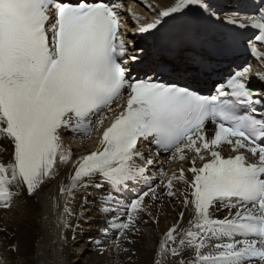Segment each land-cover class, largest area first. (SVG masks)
<instances>
[{
	"label": "snow or ice",
	"instance_id": "snow-or-ice-1",
	"mask_svg": "<svg viewBox=\"0 0 264 264\" xmlns=\"http://www.w3.org/2000/svg\"><path fill=\"white\" fill-rule=\"evenodd\" d=\"M193 5L208 18L215 15L207 0H175L138 31L167 45L166 29ZM121 6L119 0H0V154L8 156L0 158V208L10 209L25 192L34 196L72 160L59 186L64 214L75 212L67 201L82 198L75 219L84 222L94 206L103 217L100 239H89L98 254L110 239L115 247L121 239L132 243L142 216L155 219L153 207L167 197L178 200L189 218L185 223V211L179 213L153 264H264V94L248 86L251 65L230 73L211 95L159 74L132 77L128 60L143 58L125 59ZM224 23L258 30L255 40L264 44V7ZM233 42L225 35L224 50ZM251 51L264 61L254 44ZM108 119L97 147L73 160L64 134L90 137ZM209 121L212 135L205 129ZM141 138L156 146L157 155L190 159L191 166L170 175L161 171L157 183L150 173L154 159L138 149ZM224 145L232 155H222ZM221 208L225 214L216 215Z\"/></svg>",
	"mask_w": 264,
	"mask_h": 264
},
{
	"label": "bare ground",
	"instance_id": "bare-ground-1",
	"mask_svg": "<svg viewBox=\"0 0 264 264\" xmlns=\"http://www.w3.org/2000/svg\"><path fill=\"white\" fill-rule=\"evenodd\" d=\"M129 1L125 0V8L128 7ZM148 1L151 2L156 11L163 10L164 7L175 3V0ZM247 3L248 12L239 15H258V9L264 7V0H247ZM207 4L210 6L211 11L219 7L218 0H207ZM146 5H148L147 0H144L143 5L137 4V8L142 13L150 11V14H146L148 16L155 15L156 11L153 12ZM194 8L200 13L204 12L196 5L191 6V9ZM211 18H214V16ZM258 51L264 53L261 49ZM256 64L258 70L256 73L258 76L264 77V64L258 62ZM259 71L262 73H259ZM98 134V129L93 127L91 136L82 141L87 144L93 141ZM65 141L67 140L63 141L64 146L69 149V145ZM74 146L78 147V145ZM78 156L76 152L72 153L73 160ZM0 157L4 160L8 159V156L4 154H0ZM71 165L72 160L67 165L62 166L59 175L43 185L41 192L35 197L28 198L25 192L24 195L13 200L10 209L0 208V251L7 255L5 256L6 263L0 262V264H153L160 242L163 240V233L170 223L175 222L177 213L182 210L185 211V223L189 218L187 210L181 207L178 200L165 197L163 202L157 201L152 209L155 219L147 215L142 216V222L138 224L139 234L133 233L129 236L132 243L121 239V247H116L113 251L110 248L112 246L110 242L113 241L110 239L103 244L106 251L103 254H98L96 247L89 242L90 238H87V235L83 232L82 236L80 235L72 246L70 238L74 228L66 227L64 230L63 226L61 228L58 226L59 215L66 217L67 223L72 226L81 222L75 219V215L81 213L79 202L82 198L67 201L69 211L75 209L72 216H67L64 214L65 199L60 197L58 191L60 177H67ZM181 165L183 164L177 165L173 170H178ZM183 167L186 169V165H183ZM163 173H165L164 170ZM93 207L92 205L89 206V215L91 220H95V224L92 222L90 224L93 225L94 228H92L96 234H93L91 238L100 239V222L103 218L96 214ZM155 220L158 221L156 225L153 224ZM86 225H83V227ZM81 238H83L82 241H80ZM61 240H65L63 245H60ZM13 245L18 246V252L13 251ZM73 249H75L74 252ZM124 249H127V251Z\"/></svg>",
	"mask_w": 264,
	"mask_h": 264
},
{
	"label": "rangeland",
	"instance_id": "rangeland-1",
	"mask_svg": "<svg viewBox=\"0 0 264 264\" xmlns=\"http://www.w3.org/2000/svg\"><path fill=\"white\" fill-rule=\"evenodd\" d=\"M133 8L135 9V6H134ZM262 48L264 49L263 46H262ZM95 226H96V225H95ZM92 227H93V225H92V226L88 225V227H87V229H86L87 232H88V233H87V238H91V236H92L93 234H96L95 231H93V228H94V227H93V228H92ZM91 228H92V229H91ZM95 249H96V248H95ZM74 251H75V249H73V252H74ZM95 251H96V250H95Z\"/></svg>",
	"mask_w": 264,
	"mask_h": 264
}]
</instances>
